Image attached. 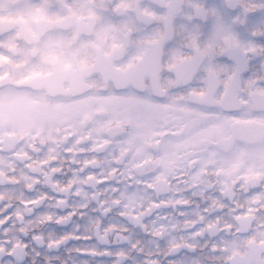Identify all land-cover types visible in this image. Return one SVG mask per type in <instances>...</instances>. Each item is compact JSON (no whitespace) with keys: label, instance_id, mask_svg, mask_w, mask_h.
Listing matches in <instances>:
<instances>
[{"label":"snow or ice","instance_id":"snow-or-ice-1","mask_svg":"<svg viewBox=\"0 0 264 264\" xmlns=\"http://www.w3.org/2000/svg\"><path fill=\"white\" fill-rule=\"evenodd\" d=\"M156 2L167 12L158 15L140 4L144 14L134 21L132 34L139 43L132 45L131 61H125L132 83L116 94L171 109L168 117L176 131L150 152L163 156L179 147L194 149L187 171L195 177L207 170L208 160L223 163L245 147L222 141L214 126L242 125L254 116L264 120V77L242 87L239 76L246 67L244 57L264 49L245 48L233 31L247 23L256 6L246 0H221L214 7L189 0ZM177 16L188 22L211 19L214 30L205 46L193 31L185 45L190 51L175 52L166 65L175 79L162 81V46L172 37ZM149 22L158 27L143 37L142 26ZM221 55L232 56L236 66L214 65ZM201 71L206 73L202 78ZM197 80L203 86L191 87ZM174 88L186 90L170 91ZM222 97L231 104L215 103ZM131 115L137 124L145 119L139 112ZM125 119L102 123L78 151L69 148L62 158L45 162L44 171L30 173L32 183L0 184V264H80L83 257L89 258L84 264H204L202 254H222L221 245L231 233L221 221L232 215L231 206H217L222 193L193 185L184 169L173 176L161 167H145L136 155L141 141L119 123ZM153 121L158 124L159 118ZM260 131L264 134V128ZM177 253L183 256L178 259ZM243 264H264V248L250 250Z\"/></svg>","mask_w":264,"mask_h":264},{"label":"flooded vegetation","instance_id":"flooded-vegetation-1","mask_svg":"<svg viewBox=\"0 0 264 264\" xmlns=\"http://www.w3.org/2000/svg\"><path fill=\"white\" fill-rule=\"evenodd\" d=\"M189 2L214 7L221 0ZM246 2L256 7L247 14V23L234 26L233 31L245 48L264 49V0ZM140 4L158 15L167 12L156 0H0V184L9 180L32 183L30 173L44 171L45 162L62 158L69 148L78 151L95 137L102 123L126 117L119 123L134 130L141 141L136 155L143 157L145 167H161L173 176L184 169L193 185L222 193L217 206L232 207V215L221 221L230 225L227 231L231 233L221 245L222 254L204 253L200 259L204 264H243L250 250L264 248V134L260 131L264 120L254 116L242 125L225 122L214 126L222 141L245 147L223 163L208 160L207 170L195 177L187 171L194 149L179 147L163 156L152 155L150 150L161 147L176 131L168 117L171 109L116 94L132 83L125 61H131L135 54L132 45L139 43L132 34L134 21L144 14ZM173 25L172 37L162 46V81L175 79V72L166 65L175 52L190 51L185 45L193 31L205 46L214 30L211 19L188 22L177 16ZM157 27V22L147 23L142 26V36L153 35ZM244 59L246 67L239 73L242 87L264 77V53ZM207 63L205 60V66ZM213 64L231 70L236 60L221 55ZM205 75L198 73L201 78ZM202 86L200 80L191 84L193 88ZM222 91L223 85L218 89ZM215 103L227 106L231 101L222 97ZM133 112L143 114L142 124H137ZM153 117L159 118L158 124ZM29 160L30 165L21 168V162ZM9 195L5 193L6 198ZM182 256L177 253L178 259ZM79 259L84 264L89 258Z\"/></svg>","mask_w":264,"mask_h":264}]
</instances>
